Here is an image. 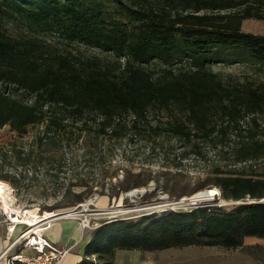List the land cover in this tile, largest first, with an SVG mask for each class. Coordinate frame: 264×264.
<instances>
[{
  "label": "trees",
  "instance_id": "1",
  "mask_svg": "<svg viewBox=\"0 0 264 264\" xmlns=\"http://www.w3.org/2000/svg\"><path fill=\"white\" fill-rule=\"evenodd\" d=\"M248 18L264 20V0H0V128L18 139L32 128L27 145H0V180L16 187L20 178L2 171L7 157L13 168H43L53 183L62 173L61 202L38 211L73 208L95 186L106 194L105 178L116 175L108 174L113 140L130 134L155 144L167 134L183 157H204L208 143L218 158L208 183L223 199L245 201L105 220L76 264H115L118 250L232 249L245 237L264 238V203L247 202L264 197V179L234 166L264 158V82L224 78L208 66L264 63V34L241 28ZM7 20L32 36L11 35ZM42 34L112 58L52 46ZM159 114L163 120L149 117ZM81 162L96 163L98 181L75 170ZM128 188L119 183L114 195Z\"/></svg>",
  "mask_w": 264,
  "mask_h": 264
},
{
  "label": "rangeland",
  "instance_id": "2",
  "mask_svg": "<svg viewBox=\"0 0 264 264\" xmlns=\"http://www.w3.org/2000/svg\"><path fill=\"white\" fill-rule=\"evenodd\" d=\"M4 28L13 36L26 35L32 36L19 23L7 20L4 22ZM243 31L264 34V20L254 18L244 19L241 24ZM35 33V32H33ZM43 42L59 48H71L77 53L85 56H96L99 59L112 58L110 54L99 51L94 47H87L78 43H71V46H64L65 43L59 41L51 34L39 35ZM39 38V39H40ZM184 64V63H183ZM179 67L180 64L174 65ZM211 70L226 78L249 77L255 81L264 82V63L252 64L248 61H241L234 64L213 63L208 65ZM152 120L164 119L162 115H149ZM32 128L23 138L18 139L16 134L8 125L0 128V145L15 143L18 145H27ZM163 139L155 144L150 142V137L138 138L128 134L122 140H113L115 155L108 166V174L116 171V175L105 178L106 194H99L97 187L92 188V194L84 202L71 208H58L51 210L58 212L66 209H72L67 217L54 221H73L74 231L77 236L78 244H85L91 231L103 221L116 217H139L153 212L160 213L166 210L187 211L193 207L203 204H213L223 206L226 210L234 205L245 201L226 200L221 198L219 189L209 184L208 164L215 163L218 158L209 149V144L204 143V157L194 155L181 156L182 144L175 141L170 135L164 134ZM153 144L155 147L153 148ZM161 145V146H159ZM228 163L230 159L226 160ZM9 157L6 158L2 171L7 169H16L20 173L17 186L13 187L5 180L12 190L13 201L19 211L24 213L29 208H36L38 213L44 214L45 210L38 211L39 205H52L60 203L62 200L61 189L63 188L64 175L60 173V178L56 182H51L43 175V168L34 165L26 167L13 168ZM235 163L236 168L246 169L247 172L254 171L253 177L264 179V158L253 162ZM15 167V166H14ZM251 168V169H250ZM25 170H28L25 172ZM75 170L82 173H90L89 178L98 181V166L96 163H83ZM74 179V178H73ZM123 183L129 188L119 191L117 185ZM98 185V184H96ZM112 185V187H111ZM208 188H215L218 193L206 197L201 201L191 203L183 201V198H190L196 193L207 191ZM83 187H73L74 191H81ZM99 189V188H98ZM135 190L133 197L125 196V193ZM209 191V190H208ZM107 194H112L108 197ZM262 199V198H261ZM264 199V197H263ZM260 200V199H259ZM183 201V202H182ZM258 200H249L247 202H257ZM195 204V205H194ZM50 210V209H48ZM8 213L1 210L0 207V233L5 239L7 226L11 222ZM54 221H51L54 222ZM45 223L40 221L37 227L42 228ZM40 225V226H39ZM26 223L16 221L12 238L20 231L29 228ZM44 231V230H43ZM47 232V229L45 230ZM29 252V249H24ZM115 264H264V238L245 237L243 246L238 248L226 249L220 247H198L184 246L180 248H168L157 251L147 250H118L114 256Z\"/></svg>",
  "mask_w": 264,
  "mask_h": 264
},
{
  "label": "built area",
  "instance_id": "3",
  "mask_svg": "<svg viewBox=\"0 0 264 264\" xmlns=\"http://www.w3.org/2000/svg\"><path fill=\"white\" fill-rule=\"evenodd\" d=\"M14 224L7 226L5 238L8 243L1 253L7 264H60L70 251L71 246L58 244L46 235L49 224L39 229L29 227L12 238ZM24 249L30 252L26 253Z\"/></svg>",
  "mask_w": 264,
  "mask_h": 264
},
{
  "label": "bare ground",
  "instance_id": "4",
  "mask_svg": "<svg viewBox=\"0 0 264 264\" xmlns=\"http://www.w3.org/2000/svg\"><path fill=\"white\" fill-rule=\"evenodd\" d=\"M208 190H209V194L207 195H214L218 193V191L215 188H208ZM204 192H207V191H204ZM204 192L196 193L190 198L184 197L183 201L196 200L199 202L203 199H206L204 198ZM129 193H131L130 197H133L136 191L132 190V191H129ZM0 207H1V210L9 214L11 221L13 222L20 221V222L28 224L30 227H37L40 221H44L45 223H51V221L53 220V219L52 220L50 219V217L54 213L51 210H45L43 215L41 213H38L36 211V208L34 209L29 208L25 210L24 213H21L22 211L21 212L19 211V209L17 208V206L15 205L13 201L11 187L8 184L4 183L3 181H0Z\"/></svg>",
  "mask_w": 264,
  "mask_h": 264
},
{
  "label": "crops",
  "instance_id": "5",
  "mask_svg": "<svg viewBox=\"0 0 264 264\" xmlns=\"http://www.w3.org/2000/svg\"><path fill=\"white\" fill-rule=\"evenodd\" d=\"M58 219L60 218L53 219L52 221ZM74 225L75 224L73 223V221L62 220L50 223L49 227L47 228L46 235L49 236L52 240L61 245L71 246L70 251L61 260L60 264H76L81 259V253L84 244L77 243V236L74 231ZM7 243L8 240L6 238L4 239L0 233V264H7L6 257L1 254Z\"/></svg>",
  "mask_w": 264,
  "mask_h": 264
},
{
  "label": "water",
  "instance_id": "6",
  "mask_svg": "<svg viewBox=\"0 0 264 264\" xmlns=\"http://www.w3.org/2000/svg\"><path fill=\"white\" fill-rule=\"evenodd\" d=\"M207 194H209V191L208 190H207V192H204V198L210 196V195H207ZM125 196H131V193H129V192L125 193ZM186 201H190L191 203H195L196 202V200H186ZM257 202H263L264 203V199L262 198V199L258 200ZM71 211H72V209H66V210H62V211L55 212L50 217V219L52 220V219L67 217V216L70 215V212Z\"/></svg>",
  "mask_w": 264,
  "mask_h": 264
}]
</instances>
